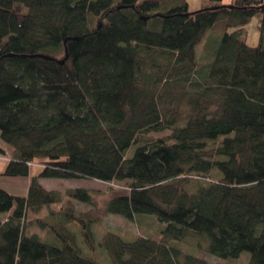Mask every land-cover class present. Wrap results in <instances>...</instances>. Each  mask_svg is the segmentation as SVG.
I'll list each match as a JSON object with an SVG mask.
<instances>
[{
  "label": "trees",
  "instance_id": "16d2710c",
  "mask_svg": "<svg viewBox=\"0 0 264 264\" xmlns=\"http://www.w3.org/2000/svg\"><path fill=\"white\" fill-rule=\"evenodd\" d=\"M164 1L0 0V136L14 149L3 175L30 177L24 195L0 189V264H103L66 227L96 250L101 217L72 205L92 196L67 190L65 226L48 224L41 215L64 195L47 178L125 182L102 217L156 220L151 236L106 232L110 264H207L172 243L190 234L216 259L248 252L264 264V0L195 12H163ZM257 14L250 46L244 26ZM221 22L214 61L199 67L195 48Z\"/></svg>",
  "mask_w": 264,
  "mask_h": 264
},
{
  "label": "rangeland",
  "instance_id": "374dc122",
  "mask_svg": "<svg viewBox=\"0 0 264 264\" xmlns=\"http://www.w3.org/2000/svg\"><path fill=\"white\" fill-rule=\"evenodd\" d=\"M206 0H166L160 5V10L163 12L168 11L169 9H173V7L183 4L184 2L187 4V7L190 12H195L201 9L203 5H205ZM259 14L255 15L252 20L244 26L245 28V41L250 46L257 45L259 41V31H258V24H259ZM222 22L216 24L210 32H208L204 38L202 39L201 43L198 44L195 48L197 61L199 62V67H204L207 65L205 61V56L207 61H211L213 63L215 58V50L209 49L210 47H214V42H218L220 44L221 38L223 37V31L220 30L222 26ZM233 29L230 28L229 32ZM218 44V47H219ZM209 49L207 52L206 50ZM161 135V134H160ZM159 134L156 135L157 137L160 136ZM135 151V147L130 149V152L133 154ZM164 159V158H162ZM164 162L166 160L164 159ZM42 184L47 189H53L60 191L64 195V201L62 203L53 204L47 207L46 212L41 215V219L50 224H62L65 220L69 218L68 210L62 211V207L69 203V198L65 195L67 190L69 189H76L82 188L86 189L89 194L92 196V203H75L76 213H89L90 216H100V222H96L92 226V231L96 238V250L86 247L80 234L78 232L79 228L75 224H69L66 226L70 231L75 232L77 234V246L81 249L82 256L95 257L98 261L102 262L103 264H110V256L108 251L104 250L98 244L102 241L103 235L108 232H116L119 235L123 236L126 240H132L136 234H148L151 236L156 234L158 230V225L156 220L153 217H142L138 216L135 221H128L121 216L117 215H104L102 217L101 210L105 207V203L116 194L124 192L126 189L125 182L113 181V182H102L98 180L92 179H43ZM189 193H195L197 191V180L192 178L187 186L185 187ZM66 203V204H65ZM59 211L58 215H50V211ZM64 224V223H63ZM62 224V225H63ZM65 226V224H64ZM32 230L38 232L40 239L46 241H50L51 235L47 236V230L43 231L40 226L33 228ZM163 231H158V236H169L166 233H162ZM172 243L174 246L180 248L184 253H191L194 256L199 258H203L206 260L207 264H249L251 261V254L248 252H244L239 259L237 260H222L216 257L209 255L206 251L209 247V241L205 236H198V235H188V237H183L182 241L173 238ZM185 243V244H184Z\"/></svg>",
  "mask_w": 264,
  "mask_h": 264
},
{
  "label": "crops",
  "instance_id": "0c3cea01",
  "mask_svg": "<svg viewBox=\"0 0 264 264\" xmlns=\"http://www.w3.org/2000/svg\"><path fill=\"white\" fill-rule=\"evenodd\" d=\"M14 149L6 144L0 136V189H5L11 194L24 195L30 184V177H7L3 175L5 168L13 158ZM32 167V165H31ZM34 169V167H32ZM43 179H41V183ZM4 215L0 214V220Z\"/></svg>",
  "mask_w": 264,
  "mask_h": 264
},
{
  "label": "water",
  "instance_id": "95a60500",
  "mask_svg": "<svg viewBox=\"0 0 264 264\" xmlns=\"http://www.w3.org/2000/svg\"><path fill=\"white\" fill-rule=\"evenodd\" d=\"M158 15L161 16L162 18L164 17V15L163 16L161 14H158ZM44 57L47 58L46 56H44ZM67 57H68V54L65 56V58L63 60H59L58 63L63 64L65 59H67ZM48 58L50 59V57H48Z\"/></svg>",
  "mask_w": 264,
  "mask_h": 264
}]
</instances>
